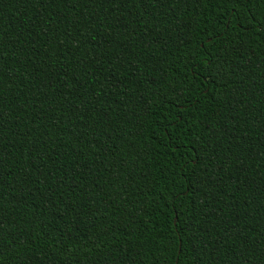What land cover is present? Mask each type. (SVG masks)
Returning <instances> with one entry per match:
<instances>
[{
  "label": "trees",
  "instance_id": "trees-1",
  "mask_svg": "<svg viewBox=\"0 0 264 264\" xmlns=\"http://www.w3.org/2000/svg\"><path fill=\"white\" fill-rule=\"evenodd\" d=\"M0 264H264V0H0Z\"/></svg>",
  "mask_w": 264,
  "mask_h": 264
}]
</instances>
